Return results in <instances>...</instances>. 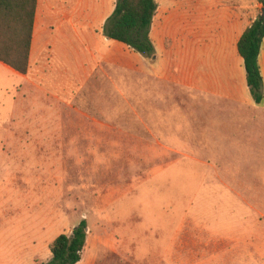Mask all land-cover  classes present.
<instances>
[{"label":"rangeland","instance_id":"rangeland-1","mask_svg":"<svg viewBox=\"0 0 264 264\" xmlns=\"http://www.w3.org/2000/svg\"><path fill=\"white\" fill-rule=\"evenodd\" d=\"M130 76V85H115L114 130L104 115L62 114L57 100L22 87L15 114L0 108V264L49 262L55 239L83 220L90 233L78 264H264V114L220 115L225 107L210 104L209 115L193 111V141L156 146L161 132L121 130L137 125L138 77ZM121 90L135 98H118ZM140 103L153 110V100ZM205 117L229 133H215L211 147ZM173 128L185 129L181 117ZM74 136L116 146L41 142ZM233 233L239 244L221 240ZM101 238L120 255L91 261V252H107Z\"/></svg>","mask_w":264,"mask_h":264},{"label":"crops","instance_id":"crops-1","mask_svg":"<svg viewBox=\"0 0 264 264\" xmlns=\"http://www.w3.org/2000/svg\"><path fill=\"white\" fill-rule=\"evenodd\" d=\"M117 1L38 0L28 73L22 75L0 62V108L10 109L9 116L15 114L22 87L28 93L42 92L47 101L57 100L62 114L104 115L105 130H114L109 118L114 115L115 85H130L133 79L130 75H136L139 103L132 108L136 109L137 125L130 127L123 123L121 130L161 132L155 142L165 148L178 146L176 141H193V111L209 115L210 104L225 107L218 111L220 115L250 118L252 114H264V100L257 105L251 96L244 60L238 50L242 35L262 11L261 5L252 0H155L158 9L150 36L158 58L150 64L126 45L104 36L103 28ZM259 65L264 80V42ZM115 73L129 77L119 80ZM147 78L160 89L149 91ZM117 95L126 101L135 98L129 90H121ZM147 98L154 101L153 110L140 103ZM178 116L185 125L180 135L179 131L174 134L173 128ZM202 125L208 126L203 128L208 147L212 146L215 133L229 134L212 126L206 117ZM3 127L6 126L0 125V129ZM66 129L61 126L45 131ZM72 129L75 133L82 131L79 126ZM41 142L63 147L82 142L93 148L103 144L116 146L110 139L103 143L96 139L82 140L80 136ZM233 234L234 237L221 236V240L239 244L240 238ZM98 242L107 252H91L88 256L91 261H99L102 255H120L115 244L110 249L104 246L103 238Z\"/></svg>","mask_w":264,"mask_h":264},{"label":"trees","instance_id":"trees-1","mask_svg":"<svg viewBox=\"0 0 264 264\" xmlns=\"http://www.w3.org/2000/svg\"><path fill=\"white\" fill-rule=\"evenodd\" d=\"M253 2L264 8V0ZM37 3L38 0H0V62L22 75L29 71ZM157 9L155 0H118L103 34L154 64L158 55L150 34ZM263 42L264 13L261 11L238 43L249 91L257 105L264 100V80L259 65ZM88 235V223L83 220L71 233L61 234L55 239L50 248L52 259L41 264H78L87 247Z\"/></svg>","mask_w":264,"mask_h":264},{"label":"water","instance_id":"water-1","mask_svg":"<svg viewBox=\"0 0 264 264\" xmlns=\"http://www.w3.org/2000/svg\"><path fill=\"white\" fill-rule=\"evenodd\" d=\"M262 12L264 13V8L262 9Z\"/></svg>","mask_w":264,"mask_h":264}]
</instances>
